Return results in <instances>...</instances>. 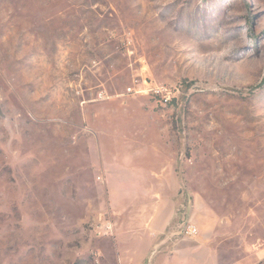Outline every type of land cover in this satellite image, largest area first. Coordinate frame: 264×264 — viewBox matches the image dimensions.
Returning a JSON list of instances; mask_svg holds the SVG:
<instances>
[{
  "label": "rangeland",
  "instance_id": "374dc122",
  "mask_svg": "<svg viewBox=\"0 0 264 264\" xmlns=\"http://www.w3.org/2000/svg\"><path fill=\"white\" fill-rule=\"evenodd\" d=\"M156 157L179 176L174 255L264 263V0H0V264H134L104 162L148 169L135 210Z\"/></svg>",
  "mask_w": 264,
  "mask_h": 264
},
{
  "label": "crops",
  "instance_id": "0c3cea01",
  "mask_svg": "<svg viewBox=\"0 0 264 264\" xmlns=\"http://www.w3.org/2000/svg\"><path fill=\"white\" fill-rule=\"evenodd\" d=\"M156 158L157 160L153 162L150 172L155 175L154 194L160 197L152 208L138 207L135 210H127L122 207L121 202L126 204L129 201L128 198L123 197L128 194L147 193L145 186H139L141 182L137 177L143 178V174L147 176L148 169L145 168L142 173L140 170H143V167L132 165L129 170H132L131 172L136 171V178L124 179L118 173L123 167L122 161L114 158L104 162L106 172L104 182L110 198L111 211L116 220V248L119 257L122 260H133L134 264H145L148 258L156 259L159 256L161 262L154 260L148 264H161L162 262L164 264H201L204 260L202 258L194 257L189 260L188 258L183 259L180 255H174V250L179 247L180 243L174 234L162 236L167 227H171L178 219V224L181 221L178 218L180 215L177 214L179 176L175 171L174 164L167 165L164 157ZM146 226H149L153 231L152 234L145 233L147 231L144 230ZM127 230L131 232L129 231V233ZM167 250H170V253H167ZM167 255H170L169 259Z\"/></svg>",
  "mask_w": 264,
  "mask_h": 264
},
{
  "label": "built area",
  "instance_id": "2783aa9c",
  "mask_svg": "<svg viewBox=\"0 0 264 264\" xmlns=\"http://www.w3.org/2000/svg\"><path fill=\"white\" fill-rule=\"evenodd\" d=\"M151 91V90H150ZM142 92L141 90L140 91H136L133 89L130 90V93H140ZM101 98H103V95H101ZM106 231L107 234H113L114 233V224L109 222L107 223L104 227H103ZM181 233L186 236V237H194L196 235H198L199 233V230H198V227L191 224V225H183L182 229H181Z\"/></svg>",
  "mask_w": 264,
  "mask_h": 264
}]
</instances>
